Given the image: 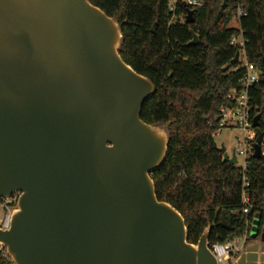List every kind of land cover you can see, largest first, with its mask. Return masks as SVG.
I'll return each mask as SVG.
<instances>
[{"label": "water", "instance_id": "water-1", "mask_svg": "<svg viewBox=\"0 0 264 264\" xmlns=\"http://www.w3.org/2000/svg\"><path fill=\"white\" fill-rule=\"evenodd\" d=\"M122 41L90 0H0V200L20 193L0 251L14 264H218L210 225L190 242L156 195L169 134L142 120L155 85L122 59ZM259 226L257 214L253 237ZM230 264H264V230Z\"/></svg>", "mask_w": 264, "mask_h": 264}, {"label": "trees", "instance_id": "trees-1", "mask_svg": "<svg viewBox=\"0 0 264 264\" xmlns=\"http://www.w3.org/2000/svg\"><path fill=\"white\" fill-rule=\"evenodd\" d=\"M121 26L122 59L155 85L141 118L166 127L169 149L164 164L153 174L159 200L184 217L188 240L197 243L210 225V245L242 238L256 215L264 214V157L247 158L245 175L251 209L242 203L241 168L223 160L215 143L220 108L229 103L231 89L239 87L245 68L233 72L238 47L233 35L242 33L246 60L261 72L253 90V115H260L264 133V0H240L247 11L239 28L231 27L237 1L199 0H90ZM188 10L195 22H181ZM192 30L198 35L196 44ZM241 61L237 62L239 66ZM226 68L225 71L223 69ZM248 234V243L257 240ZM0 264H14L0 251Z\"/></svg>", "mask_w": 264, "mask_h": 264}, {"label": "built area", "instance_id": "built-area-1", "mask_svg": "<svg viewBox=\"0 0 264 264\" xmlns=\"http://www.w3.org/2000/svg\"><path fill=\"white\" fill-rule=\"evenodd\" d=\"M237 1V7L234 12V17L238 20L242 16L247 15L244 4ZM189 6H203V2L199 0H186L185 1ZM181 22H185L186 18H181ZM239 28V27H237ZM231 45L239 48L240 56L243 55L244 59H240V65H234L232 71L237 72L240 67L245 68V75L241 80L239 87L231 89L228 100L229 103L220 108L219 114L217 116L218 129L217 132L223 128H240L244 131L246 148L235 149L237 159L239 161V156H244L245 162L242 166H239L238 163L234 166L241 168L242 171V203H243V212L245 214L249 213L251 209L250 198L247 192V188L250 187V181L245 175L247 167V158L252 156L254 153V143L256 141L257 132L253 127L254 115L253 111V95L252 90L254 86L259 83L261 78V72L259 69L252 63L248 62L245 57V40L243 39L242 33L233 35L231 39ZM262 152L261 156L264 157V138L261 144ZM232 156V155H231ZM230 156V157H231ZM20 193H14L9 199L0 200L1 205L5 208L6 213L3 216L2 227L8 229L11 223V214L16 208L19 201ZM253 223L248 225L245 235L242 238H234L224 243L216 242L210 245V249L215 255L218 264H230L246 247L248 234L251 232Z\"/></svg>", "mask_w": 264, "mask_h": 264}, {"label": "rangeland", "instance_id": "rangeland-1", "mask_svg": "<svg viewBox=\"0 0 264 264\" xmlns=\"http://www.w3.org/2000/svg\"><path fill=\"white\" fill-rule=\"evenodd\" d=\"M176 1L177 0H170V5L171 6L174 5ZM183 1H186V0H183ZM230 26L235 27V28L239 27L238 20L235 17H233L230 23ZM240 59H244L243 55L240 56ZM244 138H245L244 131L241 130L240 128H235V127L234 128H223L222 130L216 132L214 135V140L217 146L221 147L222 145H224L226 148V152L229 156H231L233 153V150L237 148H241V149L246 148V143H245ZM244 162H245L244 156H239L238 165L242 166ZM5 213H6V210L0 203V219L3 218ZM247 244H248V240H247Z\"/></svg>", "mask_w": 264, "mask_h": 264}, {"label": "flooded vegetation", "instance_id": "flooded-vegetation-1", "mask_svg": "<svg viewBox=\"0 0 264 264\" xmlns=\"http://www.w3.org/2000/svg\"><path fill=\"white\" fill-rule=\"evenodd\" d=\"M263 222V229L261 230V233H260V235H259V238L261 237V234H262V232H263V230H264V214L262 215V217L260 218V223H262ZM258 238V239H259Z\"/></svg>", "mask_w": 264, "mask_h": 264}]
</instances>
